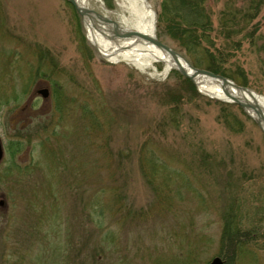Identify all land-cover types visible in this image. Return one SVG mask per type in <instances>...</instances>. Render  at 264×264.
<instances>
[{
	"label": "rangeland",
	"instance_id": "obj_1",
	"mask_svg": "<svg viewBox=\"0 0 264 264\" xmlns=\"http://www.w3.org/2000/svg\"><path fill=\"white\" fill-rule=\"evenodd\" d=\"M204 6L203 67L156 38L264 98V0ZM162 69L100 55L66 0H0V264H264L262 132Z\"/></svg>",
	"mask_w": 264,
	"mask_h": 264
},
{
	"label": "bare ground",
	"instance_id": "obj_2",
	"mask_svg": "<svg viewBox=\"0 0 264 264\" xmlns=\"http://www.w3.org/2000/svg\"><path fill=\"white\" fill-rule=\"evenodd\" d=\"M83 8L87 7L90 0H75ZM99 3V0H94ZM117 9L115 11L106 10L101 20L95 14L84 15L83 23L88 41L93 44L98 53L111 62H124L138 70L148 68L154 69V64L162 63V74H167L173 67V60L151 43L136 37L130 33H141L147 37H154L155 34V14L146 0H114ZM112 15L116 16V20ZM156 36V35H155ZM176 60V59H175ZM180 61V60H177ZM183 64V62L181 61ZM198 90L212 98L229 101L217 84L207 76L195 78ZM229 95L237 99H247L260 108L264 119V98L254 91L247 94L242 89L226 87ZM252 115L253 111L246 108Z\"/></svg>",
	"mask_w": 264,
	"mask_h": 264
},
{
	"label": "trees",
	"instance_id": "obj_3",
	"mask_svg": "<svg viewBox=\"0 0 264 264\" xmlns=\"http://www.w3.org/2000/svg\"><path fill=\"white\" fill-rule=\"evenodd\" d=\"M204 2L205 0H161L160 8L156 12L157 33L159 32V35L172 40L176 47L181 49L182 53L184 52L183 56L187 57L191 64L196 67H203V65L197 60L190 59V54L194 49L201 52L205 50L202 42L205 37H208L206 32L212 29L207 17L208 14L205 13ZM205 53L210 60V64L206 65L205 68L229 77L217 65L216 59L207 52ZM229 236L231 237L230 234Z\"/></svg>",
	"mask_w": 264,
	"mask_h": 264
},
{
	"label": "water",
	"instance_id": "obj_4",
	"mask_svg": "<svg viewBox=\"0 0 264 264\" xmlns=\"http://www.w3.org/2000/svg\"><path fill=\"white\" fill-rule=\"evenodd\" d=\"M66 1H68L74 7L76 12L82 18V22H83L84 15L89 16L90 14H95L101 20L104 19L103 16L100 13H98V12L92 10V9H86V8L81 7L80 5H78L76 3L75 0H66ZM130 34H133L136 37H139V38L151 43L152 45H154L158 49H160L162 51H165L167 53V55L174 62L172 69L175 70L176 72H178L180 75L185 76L190 81L195 82V78H197L199 76H207V77L211 78V80H213L217 84V86L221 89V91L224 93V95L228 98L229 101H226V102L234 103V104L238 105L239 107H241V109L249 117H251L254 120V122L256 123L257 127L262 132L263 138H264V119L262 118V112L260 111V108L256 105V103H252V102H250L247 99H240L239 100V99L229 95L227 93V91H226V87H233V88H236V89H242V90L246 91L247 94L251 93L252 90H250L248 88H245V87L237 86L233 82L229 81L228 79H226L225 77H223L221 75L214 74V73H212L210 71L203 70V69H198V68L193 67L179 53L174 51L169 46H167V45L163 44L162 42H160L156 38L155 34H154V37H152V38L147 37L145 35H142L141 33H136V32H134V33L132 32ZM177 60H180V61H177ZM181 61L183 62V64L181 63ZM35 93L39 94L44 99H46V97L48 96V90L46 88H43L41 90H37ZM246 108H250L253 111L252 115H250L246 111ZM2 158H3V149H2V145H1V141H0V161L2 160ZM209 264H223V261L219 257H214L209 262Z\"/></svg>",
	"mask_w": 264,
	"mask_h": 264
}]
</instances>
